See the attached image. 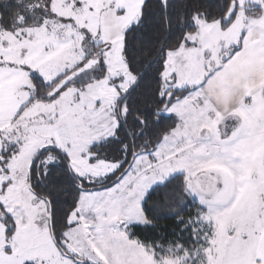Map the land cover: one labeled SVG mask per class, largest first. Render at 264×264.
Here are the masks:
<instances>
[{"label":"snow or ice","instance_id":"1","mask_svg":"<svg viewBox=\"0 0 264 264\" xmlns=\"http://www.w3.org/2000/svg\"><path fill=\"white\" fill-rule=\"evenodd\" d=\"M155 6L0 0V264H264V0Z\"/></svg>","mask_w":264,"mask_h":264},{"label":"trees","instance_id":"2","mask_svg":"<svg viewBox=\"0 0 264 264\" xmlns=\"http://www.w3.org/2000/svg\"><path fill=\"white\" fill-rule=\"evenodd\" d=\"M152 7L149 9L150 15L147 19V26L142 29L141 31L134 33L132 36H130V56H135L136 60L139 61L142 59L140 49H153L157 46V40L160 38V33L156 29V21L159 18V11L156 8V0H150ZM180 0H176V3L179 4ZM218 2V0H207V3L210 5H214ZM141 68V71H145L146 66H141L140 64L137 65ZM151 69H147L148 77L146 80V83H149L151 81ZM171 123L170 121H164V125H168ZM61 200L65 199L66 197L64 195H61ZM161 199L158 195H153L152 200L149 201V204H154L157 202V200ZM189 211L194 212L195 208L192 205H189ZM188 212L185 213L187 215ZM175 228V223L173 220L170 219H163L160 220L158 223V227L156 229H150V228H143V227H137L135 229L136 236L140 239H159L161 237H167L168 239L172 238V233Z\"/></svg>","mask_w":264,"mask_h":264}]
</instances>
